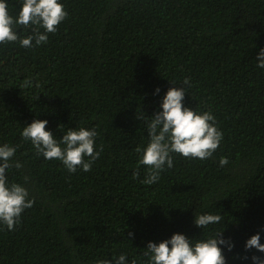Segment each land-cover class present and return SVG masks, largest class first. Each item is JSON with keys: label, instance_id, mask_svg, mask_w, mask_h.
Here are the masks:
<instances>
[{"label": "trees", "instance_id": "obj_1", "mask_svg": "<svg viewBox=\"0 0 264 264\" xmlns=\"http://www.w3.org/2000/svg\"><path fill=\"white\" fill-rule=\"evenodd\" d=\"M6 2L15 17L23 0ZM59 2L68 16L46 44H0V145L18 146L13 161L22 164L7 177L35 201L15 230L0 224V264H114L121 254L149 264L148 242L176 233L195 243L223 232L234 244L221 245L226 264L264 256L245 252L258 232L264 244V0ZM25 80L32 86L21 88ZM181 86L184 106L211 112L223 139L205 160L172 153L173 167L142 184L146 125L168 89ZM36 119L58 140L68 128L95 129L103 151L91 170L70 173L37 155L21 135ZM201 214L223 219L201 229Z\"/></svg>", "mask_w": 264, "mask_h": 264}, {"label": "clouds", "instance_id": "obj_2", "mask_svg": "<svg viewBox=\"0 0 264 264\" xmlns=\"http://www.w3.org/2000/svg\"><path fill=\"white\" fill-rule=\"evenodd\" d=\"M6 0H0V44L19 42L24 48H32L48 42V34L55 33L58 26L67 18L68 13L59 0H23L18 14L14 17L9 12ZM31 29L32 34L26 37L19 35L18 29ZM43 29V31H41ZM35 41V44H33ZM257 67L264 69V48L257 56ZM184 85L190 87V81L185 79ZM31 81L25 80L21 88L31 87ZM160 89H156L159 93ZM187 92L185 87H171L165 94L161 111L156 112L147 123L149 143L143 150L138 167L147 168V175L142 184L152 185L160 179L165 168L173 167L172 153L180 154L187 159L205 160L213 156L220 146L223 133L216 125V118L211 112L198 113L185 107L183 101ZM142 111L139 120H144ZM47 120H34L25 126L21 133L25 141H30L37 155L45 160L61 161L70 173H76L80 168L84 172L91 170L93 163L103 151L102 146L96 151L95 129L80 127L68 128L62 139H57L53 133L46 130ZM18 146L0 145V224L8 230H15L20 223L21 214L33 207L34 199H29L27 188L19 183H10L7 170L22 164L13 161ZM137 152L141 150L136 149ZM220 166L229 163L226 157L220 158ZM133 178H139V172L133 173ZM27 181L28 177L24 178ZM221 214H201L195 216L194 224L201 229L222 221ZM133 233L129 232V236ZM223 232H217L206 240L192 239L183 234H173L170 239L159 244L148 242L147 250L143 253L149 257V264H226V257L221 245L232 251L234 244L231 240L222 238ZM260 233L252 235L245 243V252L256 249L264 253V244L260 243ZM171 245V247H169ZM242 259H249L248 256ZM253 264H264V256H251ZM97 264H113L110 260H99ZM114 264H127L126 254L115 259ZM135 264V261L132 262Z\"/></svg>", "mask_w": 264, "mask_h": 264}]
</instances>
